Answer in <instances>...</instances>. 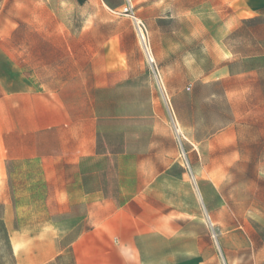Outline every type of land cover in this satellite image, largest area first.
<instances>
[{
  "label": "rangeland",
  "instance_id": "obj_1",
  "mask_svg": "<svg viewBox=\"0 0 264 264\" xmlns=\"http://www.w3.org/2000/svg\"><path fill=\"white\" fill-rule=\"evenodd\" d=\"M211 3L0 0L12 86L45 104L44 134H14L0 167V264H75L93 222L58 200L82 196L113 210L128 259L136 241L157 259L264 262V17ZM73 136L89 148L67 164Z\"/></svg>",
  "mask_w": 264,
  "mask_h": 264
},
{
  "label": "crops",
  "instance_id": "obj_2",
  "mask_svg": "<svg viewBox=\"0 0 264 264\" xmlns=\"http://www.w3.org/2000/svg\"><path fill=\"white\" fill-rule=\"evenodd\" d=\"M212 1L211 8L218 12L232 15L231 21L237 18L241 20L253 19L258 16L264 17V0H207ZM5 30L9 31V37L5 38L4 44V88L0 84V167L2 161L13 159L14 134L17 136L43 135L45 130L44 120V96L39 90L29 93L28 90H14L11 82L13 75V26L11 20L5 24ZM8 74V75H7ZM8 79V81H7ZM68 149L62 150L58 159L65 160L67 164L76 163L85 153L88 147L87 141L78 137H72ZM37 145L43 146L42 138H37ZM39 156L44 157L42 151ZM38 157V154H37ZM22 158V156H16ZM6 176L7 171L4 168ZM69 184L68 186H70ZM72 186V185H71ZM59 204L69 206H87V219L92 220V229L85 230L75 237L71 244V252L75 264H208L198 258L175 259L172 250L161 253L158 259L152 256L150 250L142 248L134 241V259L126 258V247L119 245L118 236L113 237L112 231L107 230L112 223L119 220L114 216L113 210L102 208L100 204L95 206L92 199L76 198L58 200ZM96 207V208H95ZM91 209V210H90ZM107 227V228H106ZM135 253L138 257H135ZM215 264V263H210Z\"/></svg>",
  "mask_w": 264,
  "mask_h": 264
},
{
  "label": "built area",
  "instance_id": "obj_3",
  "mask_svg": "<svg viewBox=\"0 0 264 264\" xmlns=\"http://www.w3.org/2000/svg\"><path fill=\"white\" fill-rule=\"evenodd\" d=\"M138 29L140 30V28L138 27ZM261 264H264V262H262Z\"/></svg>",
  "mask_w": 264,
  "mask_h": 264
}]
</instances>
